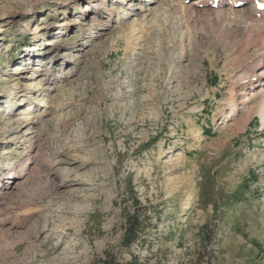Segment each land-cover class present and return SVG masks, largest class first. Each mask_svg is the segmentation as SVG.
Segmentation results:
<instances>
[{"label": "rangeland", "instance_id": "rangeland-1", "mask_svg": "<svg viewBox=\"0 0 264 264\" xmlns=\"http://www.w3.org/2000/svg\"><path fill=\"white\" fill-rule=\"evenodd\" d=\"M179 1L0 0V264H193L205 224L218 264H264V78L230 93L234 0Z\"/></svg>", "mask_w": 264, "mask_h": 264}, {"label": "bare ground", "instance_id": "bare-ground-1", "mask_svg": "<svg viewBox=\"0 0 264 264\" xmlns=\"http://www.w3.org/2000/svg\"><path fill=\"white\" fill-rule=\"evenodd\" d=\"M253 1L254 6L248 10H243L242 8L240 9V0H234L233 5L230 8V12L232 13V16H234L235 21L243 20L242 22L239 21V25L235 32L236 34H232L230 39L235 41L238 45L241 44L246 52L254 48L251 63L244 67L243 70H241V73H236L231 79L232 87L230 93L232 96L235 93V84H240L243 87H256V83L253 82V79L256 77L257 82H259L264 78V11H261V7H264V0ZM165 3L169 7H173L181 2L179 0H165ZM199 6L201 8L203 7L204 11H208L210 7L212 8L215 6V3L211 0H202ZM216 6V8L221 7L218 4H216ZM193 8L195 7L189 5L186 7V12L188 13L193 10ZM221 16L222 13L218 12L216 19L219 20V17ZM135 26V23H133L132 27L134 28ZM238 38H241L239 43ZM262 94L261 98L256 93L247 94L244 91L243 95L252 96L250 99L245 101L253 104L252 108L248 112L246 121H249L254 115H259L264 121V92ZM244 102H242V104ZM229 105L232 112L237 111V103L233 98H230Z\"/></svg>", "mask_w": 264, "mask_h": 264}, {"label": "trees", "instance_id": "trees-1", "mask_svg": "<svg viewBox=\"0 0 264 264\" xmlns=\"http://www.w3.org/2000/svg\"><path fill=\"white\" fill-rule=\"evenodd\" d=\"M153 211V210H150ZM146 207L135 204L133 212L127 217L125 231L122 237V247L131 249L135 245L144 246L151 237V216ZM205 224L201 228V248L197 259L193 264H218L215 251L213 249L216 240V234ZM94 264H161L160 262L152 263L150 258L143 259L138 255L131 254V259L121 261L116 254L106 252L105 255Z\"/></svg>", "mask_w": 264, "mask_h": 264}]
</instances>
